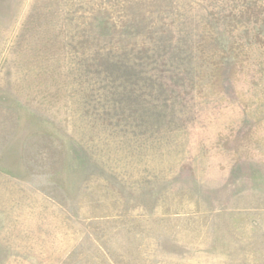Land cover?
<instances>
[{
  "label": "rangeland",
  "instance_id": "374dc122",
  "mask_svg": "<svg viewBox=\"0 0 264 264\" xmlns=\"http://www.w3.org/2000/svg\"><path fill=\"white\" fill-rule=\"evenodd\" d=\"M0 264H264V0H0Z\"/></svg>",
  "mask_w": 264,
  "mask_h": 264
}]
</instances>
